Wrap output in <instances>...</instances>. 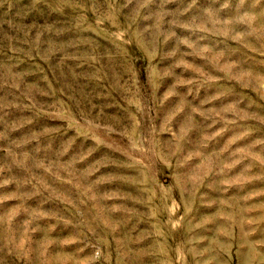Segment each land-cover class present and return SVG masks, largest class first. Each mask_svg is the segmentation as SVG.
<instances>
[{
  "label": "rangeland",
  "instance_id": "rangeland-1",
  "mask_svg": "<svg viewBox=\"0 0 264 264\" xmlns=\"http://www.w3.org/2000/svg\"><path fill=\"white\" fill-rule=\"evenodd\" d=\"M0 264H264V0H0Z\"/></svg>",
  "mask_w": 264,
  "mask_h": 264
}]
</instances>
